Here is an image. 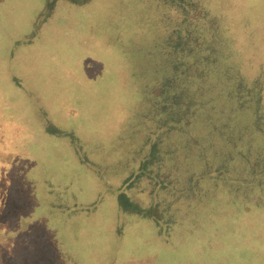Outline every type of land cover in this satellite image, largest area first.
<instances>
[{"label": "rangeland", "instance_id": "obj_1", "mask_svg": "<svg viewBox=\"0 0 264 264\" xmlns=\"http://www.w3.org/2000/svg\"><path fill=\"white\" fill-rule=\"evenodd\" d=\"M146 1L59 0L42 22L43 0H0V264H264V189L202 180L187 193L163 156L158 179L166 186L156 190V206L145 195L128 197L160 227L119 206L129 170L120 163L131 162L130 126L146 83L139 73L153 72L147 47L131 44L143 41L153 18ZM178 3H163L165 15H182ZM183 5L195 34L212 37L207 75L224 81L222 113L238 137L220 151L233 159L241 139L253 149L264 144L251 109H231L228 96L237 77L264 107V0ZM239 167L230 169L233 181L244 176ZM138 187L146 195L158 188L145 177ZM198 196L206 208L194 214Z\"/></svg>", "mask_w": 264, "mask_h": 264}, {"label": "trees", "instance_id": "obj_2", "mask_svg": "<svg viewBox=\"0 0 264 264\" xmlns=\"http://www.w3.org/2000/svg\"><path fill=\"white\" fill-rule=\"evenodd\" d=\"M146 4L152 8L153 18H146L147 34L142 37L143 41L131 44H134L135 49L145 50L147 47V66L153 72L146 77H142L141 70L139 73L140 79L144 78L146 83L141 87L142 105L130 126L132 134L128 149L131 162L128 165L127 161L124 165L120 163V167L129 170L117 188V200L124 210L150 217L160 227L157 218L149 213V207L134 204L128 197L133 194L139 199L145 195L156 206V190L160 191L166 186L162 178L158 179L165 166L162 163L163 156L169 162L168 167L172 170L176 167V172L181 176L176 180L177 185L181 182L188 184L187 193L191 189L194 193L196 183L209 180L217 186L218 182L231 184L238 181L242 183L243 189L254 187L255 193L260 194L264 189V144L253 149L252 143H244L241 139L242 144L237 146L240 153L235 152L233 159L229 156L226 158L221 153L220 147H232L238 137L233 134L234 121L224 117L222 113L220 86L225 83L221 80L217 85L207 75L209 67L212 68L215 62L211 49L213 46L209 44L211 35L207 33L200 37L195 34L193 26L185 21L186 17L182 12L177 19L169 16V12L165 15L162 9L165 6L157 0H148ZM165 10L169 11L166 7ZM205 24L207 22L203 20V26ZM145 65L143 64L142 69ZM233 83L234 87L228 96L233 98L235 104L231 103L229 106L233 110L249 107L253 115L252 127L264 135V107L260 92L251 95L240 78L236 77ZM237 87L242 88V93L245 92L243 99L238 98ZM225 132L228 133L224 135ZM83 161L92 166L91 162ZM153 166H156V170H150ZM235 166H240L239 171L244 176L233 181L229 176L233 175L230 169ZM95 169L97 172L96 167ZM112 171L114 167H110V172ZM245 174L249 179H246ZM142 177L147 180L153 178L158 188L146 195L145 190L138 187ZM180 188L181 192L183 189ZM205 208V200L198 196L190 212L195 214ZM165 210L166 207L159 213H164Z\"/></svg>", "mask_w": 264, "mask_h": 264}, {"label": "flooded vegetation", "instance_id": "obj_3", "mask_svg": "<svg viewBox=\"0 0 264 264\" xmlns=\"http://www.w3.org/2000/svg\"><path fill=\"white\" fill-rule=\"evenodd\" d=\"M58 1L59 0H43L42 9H41V17H42L41 21L42 22H44L45 20H47V18L50 17V15L52 14L54 10V6L56 5ZM65 1H67L69 4L80 6V5H83L89 2L90 0H65ZM157 1L161 2L162 4L163 3L173 4L176 0H157ZM177 2H180V3H178L179 6L177 5L176 8L178 9L180 8L182 13L187 12L185 9L186 7H188V5H183V0H177ZM33 32L34 30H32V32L30 33L31 37L34 34Z\"/></svg>", "mask_w": 264, "mask_h": 264}]
</instances>
